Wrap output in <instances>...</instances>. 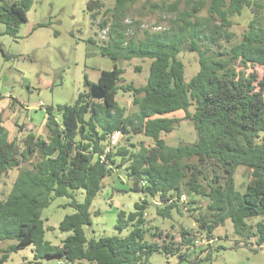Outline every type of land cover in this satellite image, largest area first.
I'll list each match as a JSON object with an SVG mask.
<instances>
[{
	"label": "trees",
	"instance_id": "1",
	"mask_svg": "<svg viewBox=\"0 0 264 264\" xmlns=\"http://www.w3.org/2000/svg\"><path fill=\"white\" fill-rule=\"evenodd\" d=\"M132 1L115 0L112 9L103 10V15L111 11L113 19L100 53L114 61L111 69L100 71L95 83L102 87L103 99L92 98L88 89L79 92L72 104L58 105V115L46 107L45 138L27 123L17 125L24 133L22 141L10 138L0 125V179L18 168L10 191L0 199V264L29 245L32 264H46L52 257H57L56 264H149L155 252L176 255L177 264H202L212 260L214 248L211 242L206 250H197V233L214 238V229L227 219L244 244L252 238L257 246L264 245V220L248 222L264 215V72L259 76L257 71L264 66V0H199L188 10H178L171 26L143 29L141 38L129 35L120 22ZM0 3L3 33L16 38L32 0ZM87 5L96 18L103 2L89 0ZM205 5L208 14L200 19L196 13ZM170 7L177 11L178 4ZM245 9L252 16L240 40L222 45L220 39L235 36L230 16ZM99 27H106L105 18ZM186 42L198 62L188 79L179 57ZM133 58L150 60L146 82L138 86L120 83L123 69L116 63ZM119 90L131 93L135 109L129 114L116 100ZM177 112L182 115H174ZM181 120L192 124L195 139L169 145L163 136ZM114 131L122 140L105 152V141ZM136 134L152 143L133 141ZM238 165L250 171L243 192L235 185ZM123 166L130 187L146 196L134 202L131 211L117 210L115 227L131 229L125 236L87 235L84 226L91 225L92 200L104 178ZM254 171L262 175L252 176ZM77 188L84 191L82 201L72 193ZM182 194L188 195L187 202L180 199ZM58 196L70 198L67 204L73 212L58 223L65 235L53 244L44 234L54 227L44 226L41 210ZM152 206L161 219L173 220L174 213L193 215L198 230L179 224V238L170 231L164 234L158 225H149L146 210Z\"/></svg>",
	"mask_w": 264,
	"mask_h": 264
},
{
	"label": "rangeland",
	"instance_id": "2",
	"mask_svg": "<svg viewBox=\"0 0 264 264\" xmlns=\"http://www.w3.org/2000/svg\"><path fill=\"white\" fill-rule=\"evenodd\" d=\"M88 1L32 0V5L27 11V19L21 23L16 38L4 34L5 27L0 22V125L8 130L10 138L16 137L21 140L24 133L19 131L17 125L22 123H27L31 131L45 138L48 135L45 108L50 106L53 113L58 115L56 111L58 105L72 104L79 92L89 89L84 83L85 75L92 85L97 82L102 69L113 67L114 61L101 54L99 47L106 42L107 26H110L113 19L111 11L103 15V10L112 9L115 0H102L103 7L96 18L92 17L93 10L88 8ZM196 1L199 0H133L120 22L127 26L129 35L141 38L143 29L160 31L171 26L170 20L178 16V10H188ZM175 3L178 4L177 11L170 7ZM196 14L198 18L203 19L208 14L206 5ZM251 16L248 9L241 15H231L230 30L235 36L229 41L220 39V43L228 46L240 40ZM102 18L106 20V27L101 29L99 22ZM188 46V42L184 43L179 53V57L185 62L187 79L198 68L197 55L190 51ZM116 63L123 69L120 83L132 82L134 86H138L146 82L149 59L133 58L129 61L119 60ZM257 71L261 76L264 66H258ZM116 100L126 108V113L134 111L130 92L119 90ZM174 115L181 116L182 112ZM195 136L192 124L187 120H181L171 133L163 137L169 145L175 146L182 142H192ZM121 140L122 137L119 138V141ZM132 140L144 141L145 144L152 143L151 138L141 134L133 135ZM17 173L18 168L14 167L1 177L0 199L10 191ZM249 178L250 171L247 166L238 165L234 173L236 189L243 192ZM130 185L131 180L124 166L115 167L114 172L104 178L103 186L90 206L91 225L84 226L87 235L125 236L129 232L130 225L124 229L115 227L117 210L131 211L134 202L146 197L141 191L132 189ZM72 193L78 201L83 200V189H73ZM153 200L157 201L158 198L154 197ZM69 201L68 197L58 196L41 210V217L46 218L44 226L54 227L46 229L44 234L45 239L53 244H58L65 235L57 226L65 214L73 212V208L67 204ZM202 204L204 206L205 203ZM95 210H98V213H95ZM192 216H188L187 212L183 215L174 213L173 220L161 219L155 215L153 206L146 210L150 226L158 225L164 234L170 231L176 239L179 238V224H184L193 231L198 230ZM258 220H264V215L250 217L248 222L254 223ZM171 223L174 226L172 228ZM213 237L212 260L204 261L202 264H264V245L257 246L252 238L247 239L248 243L244 244L245 240L234 231L229 219L214 229ZM204 238V234L197 233L196 240L199 243L196 245L200 246L199 249L196 247L197 250H206L207 247L200 243ZM235 241H239V245L236 246ZM8 242L13 240L5 241ZM203 254L204 251L201 256ZM193 257L194 254L189 255L190 259ZM31 262L33 257L29 245L12 252L4 264H32ZM56 262L57 257H52L47 263ZM177 262L176 255L155 252L149 257V264ZM179 264L189 263L183 261Z\"/></svg>",
	"mask_w": 264,
	"mask_h": 264
},
{
	"label": "built area",
	"instance_id": "3",
	"mask_svg": "<svg viewBox=\"0 0 264 264\" xmlns=\"http://www.w3.org/2000/svg\"><path fill=\"white\" fill-rule=\"evenodd\" d=\"M42 102H40V105ZM121 137V133L119 131H114L111 134L108 135L107 140L105 141V152L109 151L110 148L116 144L119 141V138ZM180 199L183 202H187L188 196L186 194H182ZM213 241V238H204L200 241L202 245H206L208 243H211ZM196 243H199V241L196 240Z\"/></svg>",
	"mask_w": 264,
	"mask_h": 264
},
{
	"label": "water",
	"instance_id": "4",
	"mask_svg": "<svg viewBox=\"0 0 264 264\" xmlns=\"http://www.w3.org/2000/svg\"><path fill=\"white\" fill-rule=\"evenodd\" d=\"M89 91H90L91 97L94 98V99H103L104 96H105V93H104L102 87H100L97 84L91 85L89 87ZM2 119H3V117H2ZM261 175H262L261 173H258L256 171H254L252 173V176H254V177L261 176Z\"/></svg>",
	"mask_w": 264,
	"mask_h": 264
},
{
	"label": "crops",
	"instance_id": "5",
	"mask_svg": "<svg viewBox=\"0 0 264 264\" xmlns=\"http://www.w3.org/2000/svg\"><path fill=\"white\" fill-rule=\"evenodd\" d=\"M5 27V26H4ZM5 30V29H4ZM21 133H23V132H21ZM10 137V136H9Z\"/></svg>",
	"mask_w": 264,
	"mask_h": 264
}]
</instances>
